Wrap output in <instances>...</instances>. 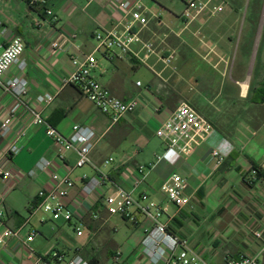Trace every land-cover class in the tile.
Here are the masks:
<instances>
[{
    "label": "crops",
    "instance_id": "0c3cea01",
    "mask_svg": "<svg viewBox=\"0 0 264 264\" xmlns=\"http://www.w3.org/2000/svg\"><path fill=\"white\" fill-rule=\"evenodd\" d=\"M116 1L127 0H47L55 18L51 22L28 0H0V46L20 38L19 61L24 64L23 72L11 67L3 80L23 78L26 105L40 110L58 134L67 136L73 125L93 130L98 140L90 154L92 164L100 166L113 158L110 166L102 168L108 178L105 193L110 183L129 189L126 169L147 166L160 157L134 196L144 193L164 206L160 221L203 264H226L241 256L264 264V17L239 14L238 0H222L224 7L218 15L204 14L184 25L179 19L181 0V10L174 9L176 3L167 6L163 0H129L146 18L144 26L133 24L131 31L142 41L152 42L158 53L174 52L166 67L158 54L142 60L138 44H132L126 56L96 48V32L121 35L130 22L115 10ZM61 33L75 35V39H66L61 50H52L51 42ZM87 54L99 61L92 76L102 87L119 100L138 102L134 111L114 125L74 87L59 89L60 80L72 72L70 58ZM233 54L240 65L230 69ZM44 93L55 95L52 102L36 106L35 97ZM180 103L194 109L212 130L191 154L179 157L155 131ZM10 104L0 88V122ZM30 122L29 114L22 112L8 136L0 137V169L12 172L10 179L0 180V222L18 231L0 250V264H29L28 248L39 255L54 251L71 258L78 254L88 263L149 264L140 241L150 223L135 215L137 223L125 222L127 228L119 233L109 224L114 216L107 215L100 197L80 202L81 177L92 178L95 172L90 166L74 169L73 152H63L62 159H57L56 147L44 128L32 127ZM17 138V151L9 153V145ZM212 151L222 157L220 164ZM252 170L256 176L250 174ZM68 171L74 188L62 202L79 207L81 237L72 228L71 233L66 230L69 225L64 222L49 225L37 216L39 211L30 210L38 190L51 186L50 174ZM172 174L186 181L182 195L188 203L180 209L159 191ZM30 232L35 236L25 243ZM115 251L121 254L117 263L112 260Z\"/></svg>",
    "mask_w": 264,
    "mask_h": 264
},
{
    "label": "built area",
    "instance_id": "2783aa9c",
    "mask_svg": "<svg viewBox=\"0 0 264 264\" xmlns=\"http://www.w3.org/2000/svg\"><path fill=\"white\" fill-rule=\"evenodd\" d=\"M91 2L92 0H87ZM183 10L179 15L181 22L186 25L195 21L201 15L216 16L223 10L224 3L222 0H181ZM32 7L39 8L45 17L51 22L55 21L52 11L47 6V0H28ZM115 10L122 17L129 18L130 22L121 35L114 32H96L93 39L96 42V48L102 49L106 54L117 52L121 56L130 54V46L138 44L143 51L142 60L148 59L149 56L158 54V60L163 66H170L174 59V52L170 49L156 52L152 42L142 41L136 32L131 31V25L138 24L144 26L146 18L136 8L132 7L131 1H116ZM73 40L75 35L66 37L59 34L51 42L52 50H61L64 40ZM23 51V44L20 38L15 37L5 46H0V88L2 92L11 100V104L2 114L0 122V137L6 138L16 119L26 112L31 118L32 127H43L45 135L52 140L57 150V159L61 160L63 152H73L75 154V163L73 168L80 169L90 166L95 172L92 178L81 177L82 184L78 199L85 203L90 198H101L102 204L108 216H118L124 222L136 224V217L140 216L150 223V228L144 229L143 238L140 241V248L149 264H203L194 252H192L185 241L178 240L174 235L167 231L165 223L160 221L164 215V206L150 201L146 194L139 193L137 197L134 192L143 183L146 173L159 162L160 157H156L154 162L147 166H136L127 168V181L129 189H123L112 183L109 184V192L105 193L108 178L102 172V168L108 167L113 163V158L108 157L102 161L100 166L92 164L90 154L98 138L93 130L89 127L73 125L67 136L58 134L54 128L49 126L41 117L40 110L28 107L25 103L27 95L26 81L21 77H13L3 80V76L11 67L21 73L24 70L23 62L19 57ZM72 72L66 78L59 82V89L66 86L74 87L80 95L89 101L102 115L106 116L110 124H116L124 115L134 111L138 106L136 99L122 101L110 94L102 87L92 73L98 69L99 61L93 54L83 55L81 58H70ZM136 86H140L136 82ZM54 94L44 93L35 97L34 103L38 107H45L50 104ZM212 130L209 123L188 104L180 103L170 115L161 123L155 131V136L160 139L167 149L173 151L176 156H187L200 145ZM264 136V122L262 126ZM15 139L9 147V153L17 151V141ZM216 164L222 162V157L216 152H211ZM71 171V170H70ZM58 175L53 172L49 179L51 186L38 190L36 202L30 206L31 211H42L48 214L51 220H61L69 225L76 237L83 234L82 226L79 222V207L72 204H64L69 192L74 188V182L68 175ZM256 176V170L250 172ZM12 177L11 170L0 169V180L6 181ZM186 186L185 179L177 174L170 175L160 186L159 191L165 197L169 204L177 209L187 205L188 201L183 197L182 192ZM2 213L0 212V219ZM95 218V216H93ZM18 231H12L5 228L0 222V250L6 247L7 240L16 238ZM35 232H30L25 238V243L32 241ZM258 236V235H257ZM120 252L115 251L112 257L113 262L117 263L120 258ZM27 258L29 264H89L78 254L71 258H65L63 254L51 251L48 254H36L31 249H27ZM226 264H259L253 257L241 256L236 260H230Z\"/></svg>",
    "mask_w": 264,
    "mask_h": 264
},
{
    "label": "rangeland",
    "instance_id": "374dc122",
    "mask_svg": "<svg viewBox=\"0 0 264 264\" xmlns=\"http://www.w3.org/2000/svg\"><path fill=\"white\" fill-rule=\"evenodd\" d=\"M164 3L170 5L172 2L176 3V6H173L175 10H181L182 4L180 3V0H163ZM241 3V6L237 9H239V14H246V15H253V16H260V18L264 17V0H238ZM167 9V8H166ZM177 30L180 29L181 25L179 22H177ZM183 58V55H182ZM233 65H240L239 59L235 57V54L232 55L231 60L229 61V66L230 69L233 67ZM37 216H41L44 219H46V223L52 226L59 225L60 224V219L51 222H48L47 220L50 219V216L48 214L43 213L42 211H39L37 213ZM110 225H113L119 229V233H122L127 226L125 225V222L118 216L112 217V219L109 222ZM69 230L71 233L72 231L70 230V226H66V230ZM116 243H120V240L114 239Z\"/></svg>",
    "mask_w": 264,
    "mask_h": 264
},
{
    "label": "trees",
    "instance_id": "16d2710c",
    "mask_svg": "<svg viewBox=\"0 0 264 264\" xmlns=\"http://www.w3.org/2000/svg\"><path fill=\"white\" fill-rule=\"evenodd\" d=\"M89 264H96L93 260L89 261Z\"/></svg>",
    "mask_w": 264,
    "mask_h": 264
}]
</instances>
